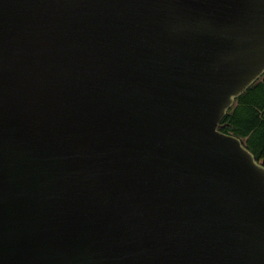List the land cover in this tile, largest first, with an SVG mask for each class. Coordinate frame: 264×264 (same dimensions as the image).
Wrapping results in <instances>:
<instances>
[{"label": "water", "instance_id": "obj_1", "mask_svg": "<svg viewBox=\"0 0 264 264\" xmlns=\"http://www.w3.org/2000/svg\"><path fill=\"white\" fill-rule=\"evenodd\" d=\"M263 74L264 0H0V264H264Z\"/></svg>", "mask_w": 264, "mask_h": 264}, {"label": "trees", "instance_id": "obj_2", "mask_svg": "<svg viewBox=\"0 0 264 264\" xmlns=\"http://www.w3.org/2000/svg\"><path fill=\"white\" fill-rule=\"evenodd\" d=\"M219 129L240 137L264 163V74L236 99Z\"/></svg>", "mask_w": 264, "mask_h": 264}]
</instances>
